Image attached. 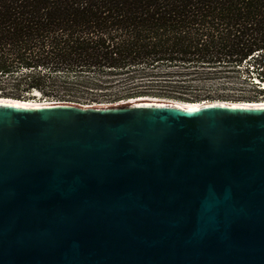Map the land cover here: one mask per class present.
Masks as SVG:
<instances>
[{"label":"water","instance_id":"water-1","mask_svg":"<svg viewBox=\"0 0 264 264\" xmlns=\"http://www.w3.org/2000/svg\"><path fill=\"white\" fill-rule=\"evenodd\" d=\"M22 104L0 99V264H264V107Z\"/></svg>","mask_w":264,"mask_h":264},{"label":"trees","instance_id":"trees-1","mask_svg":"<svg viewBox=\"0 0 264 264\" xmlns=\"http://www.w3.org/2000/svg\"><path fill=\"white\" fill-rule=\"evenodd\" d=\"M191 66L264 92V0H0L1 97L170 98L155 91L188 90Z\"/></svg>","mask_w":264,"mask_h":264},{"label":"rangeland","instance_id":"rangeland-1","mask_svg":"<svg viewBox=\"0 0 264 264\" xmlns=\"http://www.w3.org/2000/svg\"><path fill=\"white\" fill-rule=\"evenodd\" d=\"M188 70L198 69V74H193L186 78L188 90L185 91H175V90H157L156 94L166 95V97L172 98V100H183L187 102H195V100H218L227 102L239 101L242 99L245 101H263L264 100V92H260L257 89L251 88L248 84L242 83L239 80L235 79V75L233 74H220L218 71L222 70L221 67H207V66H194V67H184ZM174 71H181L183 68H179L178 66L172 68ZM204 70V71H202ZM191 72V71H190ZM206 73V74H204ZM208 74V75H207ZM226 77V78H225ZM178 79V78H175ZM264 86V84H263ZM262 86V88H263ZM264 89V88H263ZM40 93V92H39ZM35 92L26 94V100H34V101H48L51 100L47 97H44L41 93L39 96L35 95ZM110 93L100 94L99 98L101 99L99 102L105 103L108 105H115L119 102H112L108 99H104ZM82 99L89 98L94 96L93 93L87 91H81L77 94ZM153 97V96H149ZM161 98V97H158ZM164 98V99H170ZM47 99V100H46ZM193 100V101H191ZM97 104V103H93Z\"/></svg>","mask_w":264,"mask_h":264},{"label":"bare ground","instance_id":"bare-ground-1","mask_svg":"<svg viewBox=\"0 0 264 264\" xmlns=\"http://www.w3.org/2000/svg\"><path fill=\"white\" fill-rule=\"evenodd\" d=\"M264 88V86H263ZM36 92V96L34 97H37L40 95V93L35 90ZM1 99V97H0ZM14 99V98H13ZM156 99V100H155ZM19 102H23L22 105L24 106H29V107H38V106H42L44 104H48L49 102H57L55 100H52V101H34V100H26L24 101L23 99H15ZM161 100H163V102H166V101H171L172 99H164V98H156V97H136L135 99H128V100H121L119 101L120 104H124V103H136V102H142V101H154V102H160ZM129 101V102H128ZM213 101H218V100H207V101H202V102H195V103H191V102H185V101H179V100H176V102H180L179 105L185 107V108H189V109H193V108H198L200 106H204L206 104H210V102H213ZM221 101V100H220ZM122 102V103H121ZM222 102H227V101H222ZM229 104L231 105H238V106H245V107H264V100L263 101H252V102H246V101H241V102H228ZM20 104V103H18ZM55 104V103H54ZM83 106H88V105H83ZM109 106H112V105H108V104H105V103H102V104H94L93 107H98V108H104V107H109Z\"/></svg>","mask_w":264,"mask_h":264}]
</instances>
